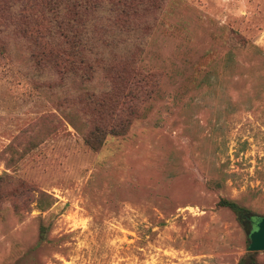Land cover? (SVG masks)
Instances as JSON below:
<instances>
[{"label": "rangeland", "instance_id": "374dc122", "mask_svg": "<svg viewBox=\"0 0 264 264\" xmlns=\"http://www.w3.org/2000/svg\"><path fill=\"white\" fill-rule=\"evenodd\" d=\"M161 5L139 61L160 74L158 91L98 152L0 55V264H237L248 253L251 214L264 217V0Z\"/></svg>", "mask_w": 264, "mask_h": 264}, {"label": "trees", "instance_id": "16d2710c", "mask_svg": "<svg viewBox=\"0 0 264 264\" xmlns=\"http://www.w3.org/2000/svg\"><path fill=\"white\" fill-rule=\"evenodd\" d=\"M163 1L0 0V55L98 152L108 137L128 133L158 91L160 74L143 72L139 61ZM217 205L250 213L225 198ZM259 217L251 214V228ZM255 255L237 264H264Z\"/></svg>", "mask_w": 264, "mask_h": 264}, {"label": "water", "instance_id": "95a60500", "mask_svg": "<svg viewBox=\"0 0 264 264\" xmlns=\"http://www.w3.org/2000/svg\"><path fill=\"white\" fill-rule=\"evenodd\" d=\"M247 252H264V217L255 221L254 229L249 233Z\"/></svg>", "mask_w": 264, "mask_h": 264}]
</instances>
